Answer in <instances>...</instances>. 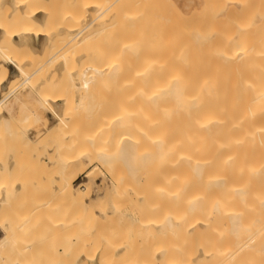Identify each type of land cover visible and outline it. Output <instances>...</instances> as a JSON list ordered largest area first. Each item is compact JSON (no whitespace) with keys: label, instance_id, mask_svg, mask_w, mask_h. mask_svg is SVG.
Returning <instances> with one entry per match:
<instances>
[{"label":"bare ground","instance_id":"bare-ground-1","mask_svg":"<svg viewBox=\"0 0 264 264\" xmlns=\"http://www.w3.org/2000/svg\"><path fill=\"white\" fill-rule=\"evenodd\" d=\"M48 1L51 0H0V121L3 119L5 123L10 124V116L8 115L9 109L22 101L28 93L30 95L32 92L38 96L37 100L33 103L34 109L24 112L25 115L21 119L15 121L14 127L15 129L17 128V130L21 128L26 132L31 129L30 126L33 124V122H28L34 121V123L40 122V124L44 122L46 125L45 128L47 127L46 129L50 132L53 131V134H51L50 137L48 135L46 139L50 138L51 140L54 138L55 140H53L58 142L57 146L60 141L61 143L62 141L67 142H65L67 145L64 147L66 148V153L64 152L66 157L63 156L64 153H61L63 158H66L65 164L63 163L65 166L64 168H62L63 166L60 168L58 167L60 175L61 171L63 172L64 170L63 175L66 172V176L61 175L62 179L58 181L59 188L56 191L60 193V189H62L63 192H66V195L69 196L67 197L63 193H60L63 195L62 196L57 192H55V195L62 196L60 197L61 200L67 197V202L71 199L74 203L78 202L81 205L88 204L89 200L87 201V199L90 198V194L89 192L86 194L80 193V186H75L74 181L76 180L77 174L73 175V177L70 176L69 164L72 163L74 166L79 165V167H81L79 170H86L85 168H87V166L89 167V163H93L96 158H98L97 160L100 162L103 161L101 163L105 164L109 161L108 157L112 147H115L122 161L127 164V169L130 172L127 176H129L132 181H128L129 184L127 183V185H125L126 183H123L124 179H122L121 173L119 172L121 176L114 174V196L113 192L110 191L112 197H114L111 198L113 199L112 203H114L116 199H118L116 202L119 203L120 200L123 201L122 199L126 197V201L130 203L135 202L136 205H140V203L143 204L144 200L146 202V198L148 197L149 199L153 193H156L158 198L159 196L161 198H166L168 196L174 200V203L171 205L172 207L169 205L174 211L170 208L173 212L171 210L170 212L166 211L168 214L163 218L161 215L162 219L160 218L161 220L156 226L158 231H162L161 234H163V236L161 235V237L164 241L162 240L161 245H158V239L154 240L153 236L151 237L159 246H153L154 250L157 248L159 251L158 253L154 251V254L157 253L158 255V258H155L156 261L159 262L158 264H264V0H204L202 10L198 12L195 11V14L189 16L180 12V9H178V6H175L173 0L169 1L172 7H169L171 10L165 9L167 12L164 8H168V2L166 4L167 6L163 8L165 5H163L164 2H160V4H162L161 6L157 0V6L162 7V10L165 12L163 13L160 8L162 12L161 15L158 16L159 19L161 18L160 22H158L160 24V30L159 33L155 32V34H159V41L155 40L156 42L153 39L155 34L153 37L151 36V38L145 34L148 29H140L141 25L145 24L143 23L144 18H149L147 17L148 15H146L147 10L146 13L142 11L141 13L140 9H138V6L145 0H126L127 2L129 1V8H127L128 5H126L127 2L125 0H123L125 4H123L124 2L122 0H117V2L112 0V3H117L115 7H119L117 9L118 12L121 8L122 11H120V13H122V15H124L123 13H127L125 14V18L127 19H122L123 16H121L120 13L119 15L117 14L118 16L116 15L117 18H119V23L116 21V24L119 30L122 27V33L119 32V37L116 39L117 44L120 41L119 45L116 48L114 47V51L111 52V55L106 54L109 50H105V54L101 53L102 49H99L100 52L99 50L95 51L96 46L93 45L98 42L94 39L97 38L98 32L101 30V21L98 23L97 20L102 17L107 19L108 17L106 18L105 16L106 12V15L108 14L109 17L113 13L111 7L114 6L110 0H108V2L112 4V6L109 5L108 7L105 6L108 5V2L104 4L106 2L104 0H66L69 4L72 3L71 5L68 4L69 7L71 6V9L68 10V13H66L65 9L61 14L55 12L51 8L52 6L47 4ZM164 1L166 2V0ZM102 2L104 3L102 4ZM144 5L141 9L143 11L144 8H149L146 7V5L149 6L148 4ZM151 11L149 10V15L152 14ZM110 12L111 14L109 15ZM153 16H155L154 13ZM112 18H114L113 15L110 19ZM150 19L153 20L151 16ZM157 20L155 22H157ZM111 22L113 23V20ZM150 22L151 21H148V24ZM158 23H150L152 26V34L154 27L156 25V27L159 26ZM96 24L100 27H95ZM105 25H102V28H106ZM111 25L115 28L113 24ZM147 27L149 26H142L144 29ZM114 28L111 30L115 33L113 32L111 34L116 38L117 31ZM98 37L100 39V36ZM148 37L153 41L151 42ZM83 42L85 44L89 43L88 46L91 44L90 42H92L89 46L92 50H90V48L88 49L92 52H90L89 56L91 59L98 55L97 52L102 55V57L100 55V59H103V55L104 58H107L103 61V63H105L104 65H101L102 62L99 64L102 60L97 58L95 59H97L98 62L94 59V61H92L96 63L93 64V62H90L91 64L88 65L87 62L90 58H85L87 62L84 60L85 69H83V62L81 64V61H83V57L86 53L76 57V59L80 61L79 64L82 66L83 70L81 69V72L75 71L81 68L78 63L76 64L79 65L80 68H77V66L75 67L73 62L67 59L66 60L70 63L66 62L65 65L63 61H60L61 57H65L62 51L63 49L65 50L67 45L73 47L79 45L77 48L85 50ZM49 44H52L54 54L50 56L47 63L44 65L47 64L49 67H54V71L52 72L53 77L51 76L52 78L49 80L42 79L34 82V77L40 74L43 69V64L39 65L33 72H27L25 70V64L30 59L25 58L23 51L29 49L39 53ZM111 50H113V48H111ZM81 51L82 50L78 52ZM74 53L77 55V52ZM109 56L112 57V59H109ZM108 59L109 61H107ZM106 62H110V70L105 68L109 67ZM71 64H73L74 67H71ZM104 75L111 80L113 86L118 90V93H116V95L114 94V101L111 104L112 107L110 112L107 111L109 115L106 113L107 116L103 115L100 117V107L95 109L97 108V104L93 101L94 99L90 101L86 97H91L90 94L92 93L90 91L94 90V87L98 85L97 83L104 79V77L101 79ZM22 76L23 78H21ZM20 79L23 81L21 82ZM66 83L73 92L76 104L79 105L84 100L88 99L90 101L88 104L94 102L96 105L92 104L94 106L91 108V105L87 104L90 107L87 108V110H99L97 112V118L96 114L95 118H93L92 122L94 123L88 125V128L87 125H84L87 129L85 132L82 131L81 133H84H80V135L77 134V131L79 133V128L77 129L74 127L76 128L75 130L70 127V130H66L65 107L67 101L65 95H63V92H66ZM23 86L29 88L28 92L25 94H16L19 88ZM88 92H90L89 95L87 94ZM42 110H46L49 114L45 115ZM101 110L102 113L105 112L103 109ZM93 115L94 113L92 116ZM14 127L7 125L6 129L9 131ZM26 138L27 141H33L31 136H26ZM40 139L37 141L39 142ZM105 141L110 143L112 141V145L110 144L112 147H110L109 150L106 148L109 143L106 144V147L102 145ZM152 143H156L158 150H160V159L162 160L166 157L167 161H165L164 158V165L155 166L153 164V168L150 171L142 172L139 168V165L142 164L140 161L143 158L142 149L147 146L145 153H151L154 149ZM36 144L38 143L36 142ZM1 146L3 145L1 144ZM41 150L43 149L40 148V151ZM85 159H89L87 165L82 164L85 162ZM45 160L47 161V159ZM12 162L0 160V176L3 177L5 175V179L7 178L6 175L12 172ZM41 162H43V160ZM172 164L175 166H172ZM40 165L43 166V164ZM85 165L86 167H84ZM55 166H57V163L53 167ZM16 167L14 166L13 168L16 170ZM53 167L49 168L52 169ZM36 169L38 170L39 167H36ZM48 169L46 170L45 168L46 171H48ZM40 171L41 169L37 174L35 173L37 177L38 173H41ZM50 171L52 172L53 170ZM54 171L57 172L55 168ZM140 171L141 174L139 178L142 182L144 180V187L137 179V175ZM50 173L48 172L47 175ZM68 175L70 178H68ZM86 175L91 176L92 170L91 173L88 171ZM130 175H132V177ZM141 176L144 177L143 180ZM47 179L48 178L45 179L46 181L44 180L46 184ZM38 180H40V177ZM9 181L13 182V179ZM3 183H5L6 186L8 185L7 181H1L0 186L3 185ZM45 183L43 182V185ZM140 184L141 190L138 188ZM12 187H10V190L13 189ZM16 187L17 189L20 188V186H15V188ZM22 191L24 192L23 188ZM41 191L40 193L39 191H35L31 195L34 197L36 192L37 194H42L43 192L47 193L46 191L41 193ZM3 192L4 191H1L2 197L0 194V203L3 202L2 205L4 207L7 206L8 202L13 205L15 204L14 201L17 202L15 199L16 197L13 198V200L15 199L14 201H6L7 196L5 194L3 195ZM28 194L30 193H26L27 198L30 200L31 196ZM57 195L56 197H58ZM107 195H109V192H107L105 196ZM129 196L131 201L127 198ZM60 198H55V203L52 199V205L57 204ZM141 198H143V200ZM28 199L26 200L29 202ZM41 199L42 201L44 200L43 198ZM159 199L158 203L152 205L158 207L159 205L157 204H159ZM65 200L64 202H66ZM4 201H6V206L4 205ZM45 201L48 204L50 198L48 201V198L45 197ZM64 202L62 201V204L66 205ZM116 202L114 204H118ZM59 203L60 202H58V204ZM160 203L162 204V202ZM16 205L19 206V204ZM49 205H47V209ZM52 205L49 207L50 211L55 208H53ZM68 205L69 204H67V206ZM76 205L77 204H74L75 207ZM10 206L11 205H9L8 210L10 213L12 210L14 212L17 210V215H21V212H23H20L21 209L19 207V210L17 208L18 206H16L17 209L15 208V210V206L13 209ZM34 206L35 205H33V207ZM67 206H64V208H67ZM117 206L118 209H121L120 204ZM150 206H147L146 210L151 212L150 209H152V207L147 209ZM62 207L63 206H60L59 209L61 210ZM78 207L75 209L77 212L78 209H80V207ZM92 207L93 206H91V209L89 207V211L85 212V214L87 213L86 216L88 217L89 215L91 218L96 215L99 216ZM133 207L136 206L134 205ZM157 207H155V210L158 209L159 211ZM2 208L3 207H1L0 210H2ZM6 208L8 209V207ZM6 208H3L2 212ZM41 208L43 211H40L38 214L42 212L46 214L45 212H47L49 217L53 219L51 216H54V211L50 216V211L48 212L44 206ZM41 208L39 206V209ZM44 208L47 211H45ZM139 208L140 206H138V210H140ZM59 209L57 212H59L60 219L72 220L74 215L70 214L71 219L70 217L67 219L69 212H67L65 216L66 213ZM71 209L73 208L71 207ZM138 210L137 212H139ZM152 210H154V208ZM76 211H74V214L77 213ZM80 211L82 212V208ZM80 211L78 213H81ZM7 213L8 212H6V214ZM153 213L157 214V211ZM6 214H4L5 217H3V220L6 219ZM11 214L9 215L14 216L9 218V220L16 218L15 216L17 215ZM100 214L103 218L110 217L108 216L109 212L106 210ZM1 215L0 213V232L2 231L3 234H5V238L11 237L15 230H18L19 233L22 231L21 229L19 231L17 228L19 224L22 223L21 221H25L23 220L24 217L20 221V217L17 216L20 221L19 224L17 223V227H14V220L12 221L13 223L10 221L13 225V230L11 229L10 231V226L8 224L1 223ZM40 215L41 218L44 216L43 214ZM146 215L147 214H145L146 218H150L149 221L145 220L147 223L146 226H148L150 230V226L152 225L150 220L152 216L150 217L151 214H149V216ZM30 216H33V214ZM86 216H84V222L86 224L83 223L84 226H87L88 223L92 221L86 222ZM27 217L30 220L32 218L28 215ZM44 218L45 217L41 220L42 222ZM32 219L35 221V218ZM51 219L47 218L49 221ZM60 219L59 221H61ZM140 219L145 222L142 219V215ZM53 220L57 221V217ZM155 220H159V218ZM52 222L48 225L50 226ZM110 222L112 223L113 221ZM99 223L102 225L101 220ZM32 224L31 227L33 229L28 231L29 233L35 234L34 229L40 227V224H38V227H34V224ZM61 224L66 226L65 221L59 224L54 223L57 228L59 227L58 225ZM106 224L108 225V223ZM119 224L120 227L122 225L121 221ZM46 225L45 223L43 224L44 228H46ZM21 226L19 228H21ZM24 226H26V223ZM117 227L115 228L118 229ZM104 228L103 230H106ZM59 229L58 232L61 233L64 228L61 231H59ZM171 229L173 230L171 231ZM33 230L34 232H31ZM50 230L52 229H49V231ZM55 230L57 229L55 228ZM65 230H67V228H65ZM97 231L98 230H96V232ZM152 231H154L153 228ZM112 232L117 231L114 230L111 231V233ZM140 232H142V230H140ZM140 232L138 231V233ZM163 232L165 234L166 232L169 234L170 232H174V234H170H173L174 237L169 236L172 239L175 238V240L170 238L169 240L175 241V243H173L175 246L164 243L167 240V234L165 236ZM14 233L16 234V232ZM43 233L44 231L38 234L41 235ZM100 233H102V231ZM111 233L108 232L105 234H110L112 236L113 233ZM20 234L23 235V233ZM50 234H52V232H48V235ZM102 234L99 235L101 236ZM141 234L144 235L143 233ZM87 235L89 236V241L92 240L90 238L91 235ZM118 235H120V233ZM96 237L98 236L96 235ZM157 237L156 235V238ZM105 238L109 240L108 236H105ZM2 239H4V237ZM2 239L1 241L4 243L9 240ZM132 239H134V237ZM125 240H127V238ZM169 240L167 241L169 242ZM12 241L13 240H11L9 244H12ZM122 241L119 243L120 245L115 243L112 251H116V255L120 257L125 256L123 258H126L128 253L127 249L125 250V247L124 249L123 247H119L122 246ZM107 242H109V246L111 245L110 242L113 245L111 238L110 241ZM107 242L105 248L108 246ZM99 244H101V242H99ZM132 244L130 245L132 246ZM137 246L139 245L137 244ZM145 246L147 245H142V248H145ZM7 247L8 245L6 248ZM10 247L13 246L10 245L8 249ZM83 247L84 245L81 250H84ZM91 247L89 248L91 249ZM85 250L88 257L90 255L91 258L94 252L92 251L93 253H90L91 251ZM123 250H125L126 253L122 256L120 254L124 253ZM130 251H132V249ZM79 252L83 251L79 250L70 257L76 256ZM106 252L109 253V251ZM106 252L104 254L107 255ZM134 252L136 251L129 253L133 254ZM134 255L131 256L130 254L129 256L134 257ZM138 255L136 252L137 258ZM142 255L140 254V256ZM77 256L70 259V262L76 259ZM113 256L116 258L115 255ZM129 256H127L128 259ZM145 256L144 254V257ZM141 258L138 262L136 258H134V260L129 259L131 261L130 263L126 261L129 264H147V261L149 262L146 257L144 259ZM141 260L147 261L141 262ZM112 262L113 261H111V264H113ZM100 263L102 264L101 261ZM115 264H119V262Z\"/></svg>","mask_w":264,"mask_h":264},{"label":"rangeland","instance_id":"rangeland-1","mask_svg":"<svg viewBox=\"0 0 264 264\" xmlns=\"http://www.w3.org/2000/svg\"><path fill=\"white\" fill-rule=\"evenodd\" d=\"M100 1V0H99ZM104 1H106L105 3L104 2H102V4L104 3V4H107V2H108V0H104ZM111 1V3L114 1H112V0H110ZM116 2H117V0H115ZM123 1V0H122ZM126 1V0H125ZM125 1H123L124 3L123 4H125ZM159 1V4H160V2L162 3V2H164L163 3V8L164 7H166L167 5V2H168V8H164V10L165 9H169V10H171L170 8L172 7V5H170L171 4V2H170V4H169V1H171V0H166V2L164 1V0H158ZM116 2H114V3H112L113 4V6L114 7H111L112 8V11H113V13L111 14V12L109 13V15H110V17H112V15L114 16V18H112V19H110V17L108 16V14L106 15V13H105V16H106V18L107 19H105V18H101V19H98L97 20V22L99 23L100 21H101V24H100V26L98 25L97 26V24L95 25V27H100L101 28V30H100V32H98V36H100V39H99V37L97 36V38L99 39H94L95 41H98V42H96L95 44H93L94 46H96L95 47V51H97V50H99V49H102L101 50V53L102 54H105V50L107 51V50H109V52H107L106 54L107 55H111V52H113L114 51V47L116 48L118 45H119V42H118V44H117V38L119 37V32H121L122 31V27L120 28V30H119V27H118V25L116 24L117 22L119 23V18H117V16L119 15V13H120V11H122V9L120 8L119 10V12L117 11V9L119 8H117V7H115V6H117V3ZM127 2V1H126ZM129 2V1H128ZM128 2H127V4L126 5H128ZM145 2H147V3H145ZM173 2L175 3V6L177 7L178 6V9H180V12H183V14L185 15L186 14V16H189V15H191V14H195L194 12L195 11H201L202 10V7H203V5H204V0H193V2L195 3H193L192 2V0H173ZM67 3V4H66ZM115 3H116V5H115ZM173 3V4H174ZM47 4L49 5V6H52L51 8L55 11V12H57V13H59V14H61L65 9H66V13H68V10L69 9H71L70 7H69V5H71V4H69L68 3V1L66 2V0H51V1H48L47 2ZM69 4V5H68ZM112 4H109V2H108V5H105L106 7H108L109 5L110 6H112ZM119 4V3H118ZM146 5V4H148L149 6H147L146 5V7H149V8H151V9H149V8H144V11L143 10H141L142 9V6L143 5ZM157 0H145L143 3H141L140 4V6H138L139 8L138 9H140V12L142 11V12H144V13H146V10H147V13H146V15H148L147 17H149V18H144V20H143V23H145V24H143V25H147V26H149V27H147L146 29H144L145 28V26H144V28H142V26L143 25H141V27H140V29L141 30H147L146 32H145V34H147V36H152L153 37V35L155 34V32H157V33H159V30H160V24L158 23V22H160V19H159V17L158 16H160L161 15V13L163 12H165L164 10H162L163 8L162 7H160V6H157ZM194 4V5H193ZM122 5V4H121ZM125 5V6H126ZM144 5V6H145ZM161 6H162V4H160ZM170 5V6H169ZM197 6V9H196V6ZM67 6H68V9H67ZM188 6V7H187ZM121 7V6H120ZM170 7V8H169ZM127 8H129V5H128V7ZM160 8H161V10H162V12L160 11ZM152 12V14L151 15H149V10ZM158 9H159V11H158ZM173 9V8H172ZM176 9V8H175ZM182 9V10H181ZM192 9H193V13H192ZM125 10H126V8H125ZM185 10V11H184ZM110 11V10H109ZM108 11V12H109ZM127 11V10H126ZM125 11V12H126ZM128 12V11H127ZM141 12V13H142ZM158 12H159V14H158ZM167 12V11H166ZM153 13H154V15L156 16H153ZM118 14V15H117ZM124 15H122V13H120V15L121 16H123L122 17V19L123 18H125V14H127V13H123ZM117 15V16H116ZM146 15H145V17H146ZM150 16H151V18L153 19V20H151L150 19ZM154 17V18H153ZM156 18V19H155ZM125 19H127V18H125ZM148 19H150V20H148ZM154 19H155V21L157 20V22H155L154 21ZM107 20H109V21H107ZM113 20V23L111 22V21ZM151 21L150 23L152 24L153 22L156 24V23H158V27H156L154 24V29H153V34H152V26H151V24L149 25L148 24V21ZM104 21V22H103ZM117 21V22H116ZM123 21H125V20H123ZM128 21V20H127ZM126 21V22H127ZM106 22V23H105ZM142 22V21H141ZM103 23V24H102ZM106 25H105V24ZM125 23V22H124ZM111 24H113V26H115V28L114 27H112V25ZM123 24V23H122ZM122 24H119L120 26H123ZM102 25L104 26H106V28H102ZM111 26L112 28H114L116 31H117V35H116V38H114L115 36L114 35H112L111 33H113L114 31L113 30H111L112 28L111 27H109V26ZM127 25H128V23H127ZM126 25V26H127ZM107 28H109V29H107ZM111 28V29H110ZM125 28H127V27H125ZM158 28V29H157ZM103 29V30H102ZM123 29H124V27H123ZM141 30H139V31H141ZM115 33V32H114ZM122 33V32H121ZM149 33V34H148ZM155 34L154 35V37H153V39H154V41L155 40H158L159 41V34ZM101 34V35H100ZM150 34H152V35H150ZM157 35V36H156ZM150 37H148L149 38V40L152 38H150ZM156 38V39H155ZM158 38V39H157ZM120 40V39H119ZM94 41V42H95ZM151 42L153 41V40H150ZM93 42V43H94ZM156 42V41H155ZM84 43V42H83ZM91 44H92V42H90ZM89 44V43H88ZM88 44H83V45H85V47H84V49L85 50H83V49H79V48H77V47H79V45L77 46V47H73V46H71V45H67L66 46V48H65V50L63 49V51L62 52H64V55H65V57H61L60 58V61H63L64 62V65H65V63L66 62H68V61H72L73 62V64L75 65V67L77 66V68L79 67V65H80V69H77V70H75V71H77V72H81L80 70L82 69V66H81V64H82V62H83V69H85L84 68V63H85V58H90L89 56H90V50H92L91 49V47H89L88 46ZM92 45V46H93ZM82 46V45H81ZM88 46V48L86 49V47ZM93 46V47H94ZM77 48V49H76ZM82 48H83V46H82ZM90 48V50H88ZM111 48H113V50H111ZM76 50V51H75ZM80 51V50H82L81 52H78V51ZM94 50V49H93ZM74 52H77V55L74 53ZM99 52H100V50H99ZM84 53H86V55L83 57L84 59H83V61H81V64H79L80 63V61H78L77 59H76V57L78 56V55H80V54H84ZM92 53V52H91ZM101 53H98L97 52V54L99 55H97L95 58H97V59H100L99 57H100V55H101ZM52 54H54V49H53V47H52V44H49V45H46L45 46V48H44V50L42 51V52H34V51H31V50H29V49H25V51H23V55L25 56V58H29L30 60H28V62L25 64V70L27 71V72H33L34 70H36V68H38V66L39 65H41V64H43V69H42V71L40 72V74H38V75H35V77H34V82L36 81V80H42V79H51L53 76H52V72L54 71V67H49L47 64L46 65H44L45 63H47V61H48V59L50 58V56L52 55ZM70 54H71V56H70ZM74 54H75V57H74ZM113 54V53H112ZM73 55V56H72ZM107 55H106V57H107ZM67 57V58H66ZM73 57V58H72ZM91 57H93V56H91ZM101 57H102V55H101ZM69 58V59H68ZM95 58H93V59H91L90 58V60L87 62L88 63V65H90L93 61H94V59ZM112 59V57H110L109 56V59ZM68 61H67V60ZM71 59H73V60H71ZM97 59H95V60H97ZM104 59L106 60L107 58H104V55H103V59L101 58L100 60H102V61H100L99 62V64H101V62H102V64L101 65H104L105 63H103V61H104ZM109 59L107 60V61H109ZM85 60V61H84ZM93 60V61H92ZM75 61H77V62H75ZM91 62V63H90ZM96 62H98V60L96 61ZM96 62H93V64H95ZM111 62V61H110ZM110 62L109 63H107V65L109 66V64H110ZM68 63H70V62H68ZM76 63H78L79 65H77ZM87 63H86V65H87ZM73 64H71V67H74V65ZM85 65V66H86ZM87 67V66H86ZM105 67V66H104ZM104 67H102V68H104ZM107 70H110V66L109 67H105ZM82 69V70H83ZM74 70V69H73ZM79 70V71H78ZM21 75H23V74H21ZM52 76V77H51ZM104 77V79H102ZM108 77H109V74H108ZM21 78H23V76L21 77ZM102 79V80H101ZM101 81H99V83H97L98 85L96 86V87H94V90H92V91H90L92 94H90L91 95V97L90 96H88V97H86V98H88L90 101H92L91 99H94L93 101L94 102H96V104H94V102L93 103H90V104H88L90 101L88 100V99H86V100H84L81 104H76L75 102V100H74V97H73V92L71 91V89L67 86V83H66V92H63V95H65V97H66V101H67V103H66V107H65V109H66V130L68 131V129L71 127V128H74V127H76L78 130H79V133H78V131H77V134H79L80 135V133L82 132V131H86V129L89 127L88 125H92L94 122H92L93 121V118H95V114H96V118H97V112L100 110L101 111V114H99L100 115V117L101 116H103V115H105V116H107L106 115V113H107V111L108 112H110V110H111V107H112V102L114 101V94L116 95V93H118V90L113 86V83L111 82V80H109V78H107V76L106 75H104V76H102L101 77ZM20 81L22 82L23 80H21L20 79ZM78 84H80L79 82H77ZM21 89V90H20ZM28 90H29V88H27V86H23V87H20L19 88V90L17 91V93L16 94H20V93H22V94H25V93H27L28 92ZM20 91V92H19ZM94 91V92H93ZM90 92H88L87 94L89 95V93ZM0 96H1V94H0ZM37 95L35 94V93H30V95H29V93L23 98V100L22 101H20L19 103H17L16 105H14L13 107H11L10 109H9V112H8V115L10 116V118H9V123L10 124H8V123H5L4 121H3V119L0 121V147L2 148H0V152L2 153H0V160H8V161H13L12 163H13V167L15 166H18V167H16V170H15V168H13L12 167V172L9 174V175H6V179H5V175L2 177V176H0V182L1 181H4V182H6L7 181V186H6V184L5 183H3V185H1L0 186V194H1V191H4L3 192V195L5 194L6 196H7V198H6V201H10V200H13V198L14 197H16L15 199H16V201L17 202H15L14 200V205L13 204H9V202L7 203V206H6V201H4L5 203H4V205L6 206V207H8V209L6 208V207H4L2 204H3V202L2 203H0V208L1 207H3V208H6V209H4V214H6V212H8L9 214H11L12 213V211H11V213H10V211H8L9 210V205H11L10 207L13 209V207L16 205V204H19V206L18 205H16V206H18L17 208L19 209V207H20V212L21 211H23V212H21V215L19 214V215H17V210H15V208H16V206L14 207V210H15V212L13 211V213L12 214H15V215H17V216H19L20 217V221H21V219L23 218V220H25V221H21L22 223V226H21V224H19L20 223V221H19V217H17V216H15L16 218H14L13 220L16 222H14V227L16 226H18V224H19V226H18V228L17 229H19V231H20V229L23 231H21L20 233H23V235H21L19 232H18V230H15V231H13V234H12V236L11 237H8V238H5V234H3V232L1 231L0 232V238L2 239L3 237H4V239H6V240H8V241H6L5 243L4 242H2L1 241V239H0V264H101L100 263V261L102 262V264H111V261H113L112 263L113 264H115L116 262L118 263L119 262V264H127L128 262L127 261H129V263L131 262L130 260H134V258H136V260H137V262L140 260V258L141 257H143V258H141V259H144L145 257L147 258V260H149V262L147 261V264H158L159 262L158 261H156V259L158 258V255H157V253L159 252L158 250H157V248H155V250H154V247L153 246H156L157 244H156V242L154 241V240H157V241H159L158 242V245H161V242H162V240L164 241V239H162V237H161V235L163 236V234H161V232L162 231H158L157 229V225L159 224V221L163 218V217H165V215L167 216V212L166 211H168V212H170V210L172 209L171 207V205H172V203H174L173 201V199L171 198V197H166V198H161L160 196H159V198H158V195L156 194V193H153V195L152 196H150V197H152V198H150L149 197V199H148V197L146 198V202H145V200H144V202H143V204H145V205H143L142 203H140V205H138V206H140V210H138V206L136 205V203L135 202H129V201H126L127 199H126V197H124V199H122L123 201H125V202H123V201H121V203H122V205H121V203H120V201H119V203L118 202H116V201H118V199H114L115 200V202L116 203H118V204H120V206H121V209H118L117 207V205L118 204H114V203H112V201H113V199H111V198H114V197H112V193L111 192H113L114 190V188H115V186H114V179H113V176H114V174H116V175H120V173H121V175H122V179H124V181H123V183H126L125 185H127V183L129 184V182H131L132 181V179L129 177V176H127V175H129L130 174V172L128 171V166H127V164L126 163H124V161H122V159L120 158V156L118 155V152H117V149H115V147H112L111 145V143H112V141H111V143L110 142H107V141H105V143H103L102 145L103 146H105L106 147V144H108L107 146L108 147H106L108 150L110 149V147H112V150H111V152H110V155H109V157H108V159H109V161H107L105 164H103V163H101V162H103V161H99V160H97L98 158H96L95 159V161L93 162V163H89V159H85V162L84 163H82L83 165L84 164H88L89 163V167L87 166V168H85L86 170H82V169H80L79 170V168H81V167H79V165H72V163H70L69 164V167H70V176H72L73 177V175H76V180L74 181V184H75V186H80V189L79 190H81L80 191V193H88L89 192V196H90V198H88L87 199V201H88V204H83V205H81V204H79L78 202L77 203H74V201H72L71 199H69L70 201L69 202H67L68 201V199H67V197L69 196V195H66L67 193L65 192H63V190L62 189H60V193H63L64 195H66L67 197H65V201L67 202H64V200H61V198L60 197H62L63 195L62 194H60V193H58V191H56L58 188H59V180H61L62 179V176L61 175H63V172H64V170L63 169H61V170H63V172L61 171V175H60V173H59V169H58V167L60 168L61 166H63L62 168H64V166L65 165H63V163L65 164V160H66V148H64V147H66V145L67 144H65V142L66 141H62V143H61V141H60V139H59V141H60V143H59V145L57 146V144H58V142L56 141H54L53 139H51L50 140V138H47L46 139V137L49 135V137L51 136V134H53V131L52 132H50V131H48L46 128H45V123L44 122H42V124H40V122L38 123V122H36V123H34V121H31V122H28V123H32L33 122V124H31L32 126H30V128L31 129H29V127H28V131H26L25 132V130H22L21 128L20 129H18L17 130V128L15 129V121H17V120H19V119H21L24 115H25V113L24 112H28V111H30V110H32V109H34V107H33V103H34V101L35 100H37ZM30 100H33V101H30ZM86 101V102H85ZM86 104H85V103ZM78 105V106H76V105ZM91 105V108H92V106H94V105H96L97 106V108H95V109H98L99 107H100V109L99 110H92L91 111V109H89V110H87V108H90L88 105ZM92 104H94V105H92ZM84 105V106H83ZM85 105H87V106H85ZM99 105V106H98ZM95 106V107H96ZM110 108V109H109ZM101 109H103V111H105L104 113H102V110ZM43 111V113L45 114V115H48L49 113L46 111V110H42ZM96 111V112H95ZM90 113V114H89ZM94 113V115L92 116V114ZM100 113V112H99ZM108 115H109V113H107ZM32 116V115H31ZM32 119V118H31ZM34 120V119H33ZM88 120H89V123H88ZM90 120H91V122H90ZM95 120H97V119H95ZM91 123V124H90ZM7 125H10V126H12V127H14V128H12V130H9V131H7ZM34 125V126H33ZM87 125V128H85V126ZM28 126H29V124H28ZM41 126V127H40ZM84 127V128H83ZM76 128H74L75 130H76ZM70 130V129H69ZM19 131V132H18ZM60 131V130H59ZM61 131H63V130H61ZM42 134V136H41V134ZM55 132V131H54ZM74 132H76V131H74ZM83 132V133H84ZM60 133V132H59ZM67 133V132H66ZM83 133H81V134H83ZM26 134V135H25ZM39 134H40V136H39ZM61 134V133H60ZM63 134V133H62ZM38 135V136H37ZM45 135V136H44ZM26 136H31L32 138H33V141H27L26 139ZM59 136V135H58ZM60 137V136H59ZM41 138V139H40ZM52 138V137H51ZM38 139H40L39 140V142L37 141ZM45 140V141H44ZM51 141V143H50V141ZM6 141H8V142H6ZM47 141V142H46ZM36 142L39 144H36ZM45 142V143H44ZM7 143H8V145H7ZM67 143V142H66ZM1 144L3 145V146H1ZM7 145V148H6V145ZM111 144V145H110ZM153 145H154V149H153V151H151V153H145V150L147 149V146L146 147H144L142 150H143V152H142V159H141V161H140V163H142V164H140L139 165V168H140V170L142 171V172H147V171H150L152 168H153V164L155 165V166H161V165H164V158H165V161H167V159H166V157H164L162 160L160 159L161 158V154H160V150H158V148H157V146H156V143H152ZM63 145V146H62ZM110 145V146H109ZM43 146V147H42ZM50 146V147H49ZM113 146H114V143H113ZM56 147H57V149H58V151H57V149H56ZM40 148L41 149H43V150H41L40 151ZM55 148V149H54ZM61 148V149H60ZM104 148V147H103ZM60 149V150H59ZM40 151V152H39ZM51 152V153H50ZM65 152V153H64ZM61 153L63 154L64 153V155L63 156H65L64 158H63V156L61 155ZM58 154V155H57ZM59 156V157H58ZM3 158V159H2ZM45 159H47V161L45 160ZM58 159H59V161H58ZM64 161H63V160ZM20 160V161H19ZM43 160V162H41ZM97 161H99V162H97ZM58 162H59V165H58ZM144 162H146V163H144ZM56 163H57V166H55V167H53L54 165H56ZM60 163H62V164H60ZM40 164H43V166H41ZM81 164V165H82ZM37 165V166H36ZM67 165V164H66ZM82 165V166H83ZM86 165L84 166V167H86ZM40 166H41V168H40ZM172 166H175L174 164H172ZM36 167H39V169L37 170L36 169ZM49 167H53L52 169L51 168H49ZM57 167V168H56ZM110 168V170H109V168ZM17 168H18V171H17ZM45 168H46V170L48 169V171H46L45 170ZM54 168L57 170V172H55L54 171ZM41 169V173H38V177L36 176V174H37V172L39 171ZM113 169V170H112ZM14 170V171H13ZM50 170H53L52 172L50 171ZM91 170H92V175L90 176H87L86 174H87V172L89 171L90 173H91ZM111 171H113V172H115V173H113V172H111ZM118 171V172H117ZM122 171H123V173H122ZM126 171H128V172H126ZM141 171L139 172V174L137 175V179L139 180V182H141L142 183V185L144 184V177L143 176H141L142 177V180H143V182L140 180V178H139V176H140V174H141ZM17 172H18V175H17ZM50 173L49 175H47V173ZM120 172V173H119ZM15 173V174H14ZM36 173V174H35ZM13 174V175H12ZM40 174V175H39ZM89 174V173H88ZM12 175V176H11ZM120 175V176H121ZM15 176V177H14ZM17 176H19V177H17ZM63 176H66V172H65V174L63 175ZM131 177H132V175H130ZM17 177V178H16ZM26 177V178H25ZM39 177H40V180H38L39 179ZM48 178L47 179V184L45 183V179L46 178ZM61 177V178H60ZM23 178H25L24 180H22ZM37 178V179H36ZM66 178V177H65ZM68 178H70L69 177V175H68ZM126 178V179H125ZM128 178V179H127ZM10 179H13V182L11 181H9ZM45 180V181H44ZM9 181V182H8ZM16 181V182H15ZM125 181H127V182H125ZM129 181V182H128ZM43 182L45 183L44 185H43ZM138 182V181H137ZM139 182H138V184H139ZM21 184V185H20ZM3 186H5V187H3ZM13 186V187H12ZM15 186H20V188L22 187L23 189H24V192L22 191V188L20 189H17V187L15 188ZM57 186V187H56ZM140 187H138L140 190H141V184L139 185ZM10 187H12L13 189L12 190H10L11 188ZM143 187H144V185H143ZM29 188V189H28ZM31 188V189H30ZM125 188V187H124ZM7 189V190H6ZM32 192H31V191ZM41 190H43V191H46L47 193H45V192H43V191H41ZM143 190H144V188H143ZM142 190V191H143ZM10 191V192H9ZM22 191V192H21ZM35 191H39V193H40V191H41V193L42 194H44L43 196H41L42 194H37V192L34 194V197H33V195H31L32 193H34ZM111 191V192H110ZM20 192V193H19ZM55 192H57L58 194H60V195H62V196H60V195H57L58 197H56V195H55ZM107 192H109V195H110V193H111V195L109 196V195H107V196H105L106 194H107ZM26 193H30V194H28V195H30L29 197H30V200H31V202H30V200L27 198V195H26ZM49 193V194H48ZM114 192H113V196H114ZM16 195V196H15ZM19 195H21V196H19ZM54 195V196H53ZM125 195V194H124ZM8 196H10V197H8ZM35 196H36V199H38V200H36L35 199ZM126 196H127V194H126ZM1 197H2V194H1ZM17 197H18V199H17ZM43 198L44 200L42 201V199L41 198ZM45 197L46 198H48V201H49V198H50V202L52 201V199H53V201H54V203H55V198H60V199H58V202H60L59 204H61V205H59L58 204V202H57V204H54V205H52V202L50 203H46V201H45ZM52 197H54V198H52ZM12 198V199H11ZM52 198V199H51ZM70 198V197H69ZM127 198H129V200L131 199L130 198V196L129 197H127ZM26 199H28L29 200V202L26 200ZM41 199V200H40ZM142 200H143V198H141ZM158 199L160 200L159 201V204H157V205H159L158 207L155 205H152V204H155V203H158ZM22 200V201H21ZM47 200V199H46ZM60 200V201H59ZM134 200V199H133ZM136 200V199H135ZM134 200V201H135ZM142 200H140V201H142ZM155 200H156V202H155ZM47 201V202H48ZM57 201V200H56ZM62 201L66 204V205H64V204H62ZM131 201V200H130ZM136 201H138V200H136ZM150 201V202H149ZM153 201V202H152ZM19 202V203H18ZM25 202V203H24ZM90 202V203H89ZM139 202V201H138ZM147 202H148V204H147ZM152 202V203H151ZM160 202H162V204L160 203ZM11 203V202H10ZM13 203V202H12ZM30 203V204H29ZM93 203V204H92ZM126 203V204H125ZM27 204V205H26ZM39 204H41V205H39ZM44 204V205H43ZM45 204H47V205H52V207L54 208L52 211H50L49 210V207H50V205L48 206V209H47V205H45ZM67 204H69L68 206H67ZM73 204V205H72ZM74 204H77L76 205V207H80V209H78V212L81 210V208H82V212L81 213H78L75 209H77L75 206H74ZM90 204H91V206H93L92 207V209H94V211H95V213L96 214H99V216L98 215H96L95 217H93V218H91L89 215H88V217L86 216L87 215V213L85 214V212H87V211H89L88 209H89V207H90V209H91V206H90ZM124 204V205H123ZM131 204V205H130ZM136 206V207H133L134 205ZM142 204V205H141ZM162 206H161V205ZM33 205H35V206H37V207H33ZM40 206V208L41 207H45L47 210H48V212H49V214H50V216L52 215V212H53V214H54V216H51V217H53V219L55 218L56 219V217H57V221L56 220H53V219H51L50 217H49V215H48V213L47 212H45L46 214H44L43 212L42 213H40V214H43L42 216L43 217H45L44 218V220H43V222L41 221L42 219H43V217L41 218V215L40 214H38L40 211H43L42 210V208L41 209H39V206ZM151 205V206H150ZM164 205V206H163ZM169 205L171 206V207H169ZM60 206H63L62 208H61V210L59 209L60 208ZM64 206L66 207L67 206V208H64ZM74 206V207H73ZM119 206V207H120ZM145 206V207H144ZM147 206H150L149 208H147V209H150L151 207H152V209L154 208V210H152V209H150L151 210V212L148 210H146V207ZM168 206V207H167ZM22 207V208H21ZM27 207V208H26ZM71 207L73 208V209H71ZM78 207V208H79ZM130 207H133V208H130ZM143 207V208H142ZM155 207H157V208H159V211H158V209L157 210H155ZM167 207V208H166ZM3 208H2V210H3ZM16 208V209H17ZM44 208V210L45 211H47L46 209ZM97 208V209H96ZM145 208V209H144ZM166 208V209H165ZM171 208V209H170ZM174 208V207H173ZM24 209V210H23ZM30 209H31V212H30ZM34 209V210H33ZM60 210V211H63L64 213H66L65 214V216L67 215V212H69L68 213V216H67V219L70 217V219H71V215H74V217H72V220H70L69 221V219L68 220H65V219H60L59 218V212H57V210ZM63 209V210H62ZM66 209V210H65ZM71 211H70V210ZM98 209H101V210H98ZM110 209V210H109ZM134 210V211H132V210ZM139 211V212H137V210ZM143 209V210H142ZM2 210H0L1 212V220H2V222L1 223H5V224H8L9 226H10V231H11V229L13 230V225L10 223V221L12 222L13 220H9V218H12V216H14V215H12V216H10L8 213L6 214V216L8 217H6V219H4L3 220V217H5V215L3 214V212H2ZM38 210V211H37ZM76 211L77 213H75L74 214V211ZM104 210H106V211H108L109 212V215L108 216H110V217H107V218H103L102 216H101V214L100 213H102ZM141 210H142V212L144 213V215H143V213L141 212ZM173 210V209H172ZM171 210V211H172ZM6 211V212H5ZM122 211V212H121ZM157 211V214L156 213H153V212H156ZM161 211V212H160ZM163 211H165V212H163ZM174 211V210H173ZM172 211V212H173ZM29 212H30V214H29ZM35 212H37V213H35ZM100 212V213H99ZM116 212V213H115ZM140 212H141V215H142V219L145 221H149V217L148 218H146L145 217V214H147L148 216H149V214H151L150 215V217L152 216L153 217V215H154V217L152 218L151 217V222L150 223H152V225L150 226V230L148 229L149 227L148 226H146V221L145 222H143V221H141V219H140V217H141V215H140ZM60 213H62V212H60ZM64 213H63V215H64ZM121 213V214H120ZM138 213V214H137ZM161 213H163V214H161ZM31 214H33V216H30ZM71 214V215H70ZM79 214H81V215H79ZM156 214V215H155ZM9 215V216H8ZM27 215L29 216V217H32V218H35V221H34V219H32L31 218V220L27 217ZM37 215H40V216H37ZM62 215V214H61ZM60 215V216H61ZM146 215V216H147ZM160 215V216H159ZM161 215H162V218H161ZM65 216H64V218H65ZM84 216H86L85 217V220H86V222H89L90 220H92V221H90L89 223H88V225L87 226H84L83 225V223L85 224V222H84ZM112 216V217H111ZM118 216V217H117ZM91 219H90V218ZM97 217H98V220H97ZM100 217V218H99ZM102 217V218H101ZM121 217V218H120ZM156 217V218H155ZM159 218V220H155V219H158ZM47 218H49V219H51L52 221H56V222H52L51 220L49 221V220H47ZM62 218H63V216H62ZM89 218V219H88ZM110 220H109V219ZM112 218V219H111ZM116 218V219H115ZM161 218V219H160ZM59 219L61 220V221H59ZM101 220V224L102 225H100V223H99V221ZM46 220V221H45ZM102 220H103V223H102ZM106 220H107V222H106ZM128 220V221H127ZM27 221V222H26ZM63 221H65L66 222V226H64L63 224H61V225H58L59 227L57 228V226L56 225H54V223H57V224H59V223H61V222H63ZM67 221H69V222H67ZM98 221V222H97ZM110 221H113L112 223L110 222ZM120 221H121V223H122V225L119 227V223H120ZM24 222V223H23ZM34 222V223H33ZM50 222H52L51 223V225L49 226L48 224L50 223ZM97 222V223H96ZM110 222V223H109ZM125 222V223H124ZM139 224H138V223ZM13 223V222H12ZM18 223V224H17ZM25 223H26V226H24L25 225ZM28 223V224H27ZM34 224V227H38L39 225L38 224H40V227H38L37 229L35 228L34 230H35V234L34 233H29V231L28 230H32L33 228L31 227V224ZM47 224L46 225V228H44V226H43V224ZM106 223H108V225L106 224ZM117 225H116V224ZM149 223V222H148ZM32 224V225H33ZM78 226H77V225ZM96 224H99V225H96ZM112 224V225H111ZM115 224V225H114ZM127 224V225H126ZM134 224V225H133ZM138 224V225H137ZM74 225H76V226H74ZM86 225V224H85ZM127 227H126V226ZM129 225V226H128ZM135 225H137V226H135ZM21 226V228H19ZM24 226V227H23ZM51 226H52V228H51ZM97 226V227H96ZM101 226V227H100ZM109 226V227H108ZM118 226V227H117ZM123 226V227H122ZM132 226H134V227H132ZM30 227H31V229H30ZM76 227V228H75ZM105 227V228H104ZM115 227H117L118 229H116ZM155 227V228H154ZM23 228V229H22ZM41 228V229H40ZM55 228L57 229V230H55ZM60 228V229H59ZM64 228V229H63ZM65 228H67V230H65ZM103 228L104 229H106V230H103ZM110 228H112V229H110ZM115 228V229H114ZM120 228H122V229H120ZM130 228V229H129ZM133 228V229H132ZM138 228V229H137ZM142 228V229H141ZM144 228V229H143ZM152 228H153V230L154 231H152ZM40 229V230H39ZM43 229V230H42ZM45 229V230H44ZM49 229H52V230H50L49 231ZM58 229H59V231H61L62 229H63V232H61V233H59L58 232ZM109 229V230H108ZM34 230L33 231H31V232H34ZM36 230H38V231H36ZM73 230V231H72ZM96 230H98L97 232H96ZM102 231V233H111V231H117V232H112L111 234H112V236L109 234V235H107V234H102V233H100L101 231ZM119 230V231H118ZM125 230V231H124ZM129 230V231H128ZM137 230V231H136ZM140 230H142V232H140ZM144 230V231H143ZM156 230V231H155ZM173 229H171V231H172ZM27 231V232H26ZM42 231H44V233L43 234H38L39 232L40 233H42ZM54 231H56V232H54ZM138 231L140 232V233H138ZM152 231V232H151ZM14 232H16V234L14 233ZM48 232H52V234H50V235H48ZM124 232V233H123ZM127 232V233H126ZM138 234H137V233ZM153 232H156V233H153ZM160 232V233H159ZM169 232V231H168ZM9 233H11V232H9ZM26 233V234H25ZM29 233V234H28ZM47 234V236H46V234ZM55 233V234H54ZM83 233H84V235H83ZM91 233V234H90ZM120 233V235H118ZM126 233V234H125ZM136 233V234H135ZM141 233H143L144 235H142ZM160 234V235H158V234ZM164 233V232H163ZM171 233H173L174 234V232H170V234ZM25 234V235H24ZM81 234H82V236H81ZM85 234H86V236H85ZM87 234H89V235H91L90 236V238L92 239V240H90L89 241V236L87 235ZM98 236V237H96V235ZM99 234H102L101 236L99 235ZM153 234V235H152ZM165 234V233H164ZM166 234H167V240H169V238L170 239H172L170 236H172V237H174L173 236V234L172 235H170L169 233H167L166 232ZM166 234H165V236H166ZM34 235V236H33ZM141 235V236H140ZM156 235L159 237H157L156 238ZM170 235V236H169ZM1 236H3V237H1ZM81 236V237H80ZM105 236H108V239L109 240H107L106 238H105ZM110 236V237H109ZM115 236H119L118 238L117 237H115ZM137 236V237H136ZM146 236V237H145ZM153 236V239H151V237ZM116 239H115V238ZM134 237V239L136 240H134V239H132ZM11 238V239H10ZM110 238L112 239V242H113V245H112V243L110 242V246H109V242H107V241H110ZM127 238V240H125ZM156 238V239H155ZM165 238V237H164ZM4 239H2V240H4ZM94 239V240H93ZM124 239V240H123ZM146 239V240H145ZM150 239V240H149ZM160 239V240H159ZM11 240H13L12 241V244H9V242H11ZM115 242H114V241ZM123 240V241H122ZM134 241V242H132V241ZM165 241L164 243H168V244H172V246H175V244H173V243H175V241H170L169 240V242L168 241ZM172 240H175V238L174 239H172ZM121 241L123 242V244H122V246H119L120 244L119 243H121ZM151 241V242H150ZM14 242V243H13ZM16 242V243H15ZM93 242H95V243H93ZM98 244H97V243ZM99 242H101V244H99ZM106 242H107V245L110 247H106L105 248V244H106ZM135 243V244H132V243ZM146 242V243H145ZM148 242H149V244H148ZM154 242H155V244H154ZM82 243V244H81ZM115 243L117 244H119L118 246L119 247H123V249H124V247H125V250L127 249V252L129 253V252H132V251H136L137 252V255H138V252H139V255H138V258L136 257V252H134L133 254L132 253H127V255H126V258H123V257H125V256H123V255H125V253H126V251L125 250H123L124 251V253L123 254H120V255H122L123 257H120V256H118V255H116V251L114 252V251H112L113 250V246L115 245ZM139 245V246H137V244ZM143 243H145V244H143ZM152 243V244H151ZM160 243V244H159ZM4 246H3V245ZM14 244V245H13ZM90 244V245H89ZM94 246H93V245ZM96 244V245H95ZM130 244H132V246L130 245ZM8 245V247L10 246V245H12L13 247H10L11 249H13V250H11L10 248L8 249V247L6 248V246ZM84 245V250L85 249H87V251H91L90 253H93L92 254V256H91V258H90V255H89V257H88V255H87V252H86V250L84 251V250H81L82 249V246ZM99 245V246H98ZM134 245H136V246H134ZM142 245H147V246H145V248H142ZM150 245H152V246H150ZM157 245V247H159ZM3 246V247H2ZM92 246V247H91ZM97 246V247H96ZM111 246H112V248H111ZM85 247H87V248H85ZM89 247H91V249L89 248ZM95 247V248H94ZM119 247H117V248H119ZM128 247V248H127ZM130 247V248H129ZM132 247V248H131ZM150 247V248H149ZM151 247H152V250H151ZM88 248H89V250H88ZM104 248V249H103ZM107 248H108V250H107ZM140 248V249H139ZM142 248V249H141ZM8 249V250H7ZM115 249H116V247H115ZM120 249V248H119ZM132 249V251H130V250ZM134 249V250H133ZM11 250V251H10ZM83 251V252H79V253H77L76 254V256L77 255H79V256H77V258L76 259H74V260H72V262H70L71 260L70 259H73V258H75L76 256H74V257H70V256H73V253H76V252H78V251ZM103 250V251H102ZM118 250V249H117ZM129 250V251H128ZM10 251V252H9ZM93 251V252H92ZM106 251H109V253H107ZM154 251H157V253L156 254H154ZM107 253V255L106 254H104V253ZM113 252V253H112ZM141 252V253H140ZM2 253V254H1ZM5 255H4V254ZM86 253V254H85ZM101 253V254H100ZM142 253H143V255H142ZM95 254V255H94ZM131 254V256L132 255H134V257H131V256H129ZM140 254L142 255V256H140ZM144 254L146 255L145 257H144ZM3 255V256H2ZM87 255V256H86ZM94 255V256H93ZM113 255H115L116 256V258H114V256ZM155 255V256H154ZM127 256H129V259L127 258ZM139 256H140V258H139ZM112 257V258H111ZM118 257H120V258H118ZM4 259V261H3V259ZM156 258V259H155ZM120 259V260H119ZM69 260V261H68ZM77 260H79V261H77ZM111 260V261H110ZM122 260H125V261H122ZM127 260V261H126ZM135 260V261H136ZM74 261V262H73ZM84 261H85V263H84ZM115 261V262H114ZM146 262L145 260H141V262ZM70 262V263H69ZM79 262V263H78ZM128 263V264H129ZM146 264V263H145Z\"/></svg>","mask_w":264,"mask_h":264}]
</instances>
